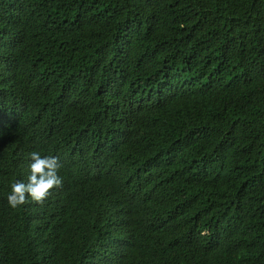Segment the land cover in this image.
<instances>
[{"label": "trees", "instance_id": "trees-1", "mask_svg": "<svg viewBox=\"0 0 264 264\" xmlns=\"http://www.w3.org/2000/svg\"><path fill=\"white\" fill-rule=\"evenodd\" d=\"M0 264H264V0H0Z\"/></svg>", "mask_w": 264, "mask_h": 264}, {"label": "clouds", "instance_id": "clouds-1", "mask_svg": "<svg viewBox=\"0 0 264 264\" xmlns=\"http://www.w3.org/2000/svg\"><path fill=\"white\" fill-rule=\"evenodd\" d=\"M30 158L27 183L16 181L11 185L7 200L13 209L28 203L29 198L43 205L52 189L62 187L63 178L58 175L61 164L57 157H42L39 152L33 151Z\"/></svg>", "mask_w": 264, "mask_h": 264}]
</instances>
